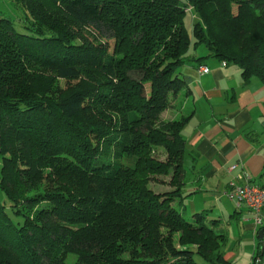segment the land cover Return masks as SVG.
Returning a JSON list of instances; mask_svg holds the SVG:
<instances>
[{
  "label": "trees",
  "instance_id": "16d2710c",
  "mask_svg": "<svg viewBox=\"0 0 264 264\" xmlns=\"http://www.w3.org/2000/svg\"><path fill=\"white\" fill-rule=\"evenodd\" d=\"M11 2L16 18L0 11V264H231L221 220L189 221L175 205L190 196L191 117L161 116L191 94L178 71L200 46L264 84V45L221 54L209 22L225 11L264 22V0ZM159 175L173 191L150 189Z\"/></svg>",
  "mask_w": 264,
  "mask_h": 264
},
{
  "label": "crops",
  "instance_id": "0c3cea01",
  "mask_svg": "<svg viewBox=\"0 0 264 264\" xmlns=\"http://www.w3.org/2000/svg\"><path fill=\"white\" fill-rule=\"evenodd\" d=\"M206 51L190 55V62L179 73L191 92V119L182 130L187 146L183 193L186 189L184 194H190L188 199L192 201L201 193L203 207L210 202L219 208L217 219L227 237L223 254L225 248L230 251L235 243L241 245L246 239L252 243V264H264V238L259 237L264 231V220L262 226H256L250 210L232 200L235 206L230 210L235 211V216L228 215L221 205L226 204L223 201L228 191L233 186H244L247 178L264 189V84L258 79L244 82L240 67L233 63L223 65L224 61L211 57L207 48ZM193 59L199 61L192 62ZM204 65L211 69L210 73L198 72ZM200 211V207H195V212ZM227 216L236 217L231 239L224 228ZM258 248L262 249L261 254ZM239 255L235 252L229 258L224 255V259L232 264ZM257 257L261 261L255 260Z\"/></svg>",
  "mask_w": 264,
  "mask_h": 264
},
{
  "label": "rangeland",
  "instance_id": "374dc122",
  "mask_svg": "<svg viewBox=\"0 0 264 264\" xmlns=\"http://www.w3.org/2000/svg\"><path fill=\"white\" fill-rule=\"evenodd\" d=\"M0 11H5L8 13L13 18H16L17 14L19 13V10L16 9L11 0H0ZM192 13H189L186 18V23L189 29H191L192 25ZM236 13L235 12H222L221 15L217 16H210L209 17V22L211 23V31L212 35L211 38L215 42L216 48L220 53L222 52L223 54L230 55V56H243L250 51H254L255 49L253 48L256 47L257 44L264 45V33L262 30H264V22H255L254 24L250 26H243L244 21H242L241 24H239L236 20L237 18L235 17ZM194 17L197 20H200L197 15L194 14ZM260 38H263V40H259ZM111 46H113V41L111 42ZM259 52L255 53V56L257 58L255 59L254 65L258 62L257 59L260 58L261 51L264 50L262 47L261 49H257ZM202 52H207L205 46H200L198 49H192L189 53L190 55H196L202 53ZM221 53V54H222ZM188 57V59H189ZM223 65H227V62L224 61ZM184 67H181L179 69V73L184 70ZM74 84V83H73ZM186 90V89H185ZM182 89L177 97L173 96L171 97V104L172 106L177 109H169L164 113L163 116H161L162 120H165V122H172V121H179L182 117H188V105H189V97L190 95H186V91ZM183 104V106H182ZM187 109L185 110V108ZM174 114V117H172ZM157 153L155 154L156 157L159 159V161H165L167 156L166 153L164 152V149L159 148L156 149ZM154 155V154H153ZM1 166H2V160L0 156V171H1ZM190 176V175H189ZM189 179V178H188ZM170 178L165 176V175H159L158 179L156 182H151L150 189L155 191L156 193L163 194L167 193L170 191H173L174 188L170 186ZM184 193H186V189H184ZM5 197L0 191V201H5ZM195 201H192L190 199H186L183 201V203H180L179 201L175 202V205L178 206L185 218L189 221H194V213L195 212V207H200L201 211L200 212H207L209 214L210 218L216 219L219 213V208L214 204L208 202L207 207H203L204 201L202 199L201 193L197 194L194 197ZM231 199L229 197H225V200L223 201L226 204H221L222 207L226 209V213H229L228 215H234L235 216V211L230 210L233 209L235 206V203L230 201ZM230 202V203H229ZM226 205V206H224ZM236 217L229 218V216L226 217V222L224 225V228L226 229V232L229 234V238H232V235L234 231L236 230ZM244 240V239H243ZM252 243L249 240H244L241 245L238 243H235L234 247L232 250H228L225 248L224 255L226 258H229L231 255L235 254V252H239L240 255L236 260L232 262V264H252V258L251 253H249V248H251ZM223 253V252H222ZM228 260V259H227ZM76 261V257L74 255H70L67 259L68 264H74ZM195 261L198 264H209L207 262H204L201 260L199 257H195Z\"/></svg>",
  "mask_w": 264,
  "mask_h": 264
},
{
  "label": "built area",
  "instance_id": "2783aa9c",
  "mask_svg": "<svg viewBox=\"0 0 264 264\" xmlns=\"http://www.w3.org/2000/svg\"><path fill=\"white\" fill-rule=\"evenodd\" d=\"M198 72L208 74L211 69L204 65L198 68ZM227 195L239 207L246 206L250 210L255 225L262 226L264 220V189L259 188L253 184L250 178H247V183L244 186H233Z\"/></svg>",
  "mask_w": 264,
  "mask_h": 264
},
{
  "label": "water",
  "instance_id": "95a60500",
  "mask_svg": "<svg viewBox=\"0 0 264 264\" xmlns=\"http://www.w3.org/2000/svg\"><path fill=\"white\" fill-rule=\"evenodd\" d=\"M260 239H263L264 238V231L262 230L261 232H260Z\"/></svg>",
  "mask_w": 264,
  "mask_h": 264
}]
</instances>
